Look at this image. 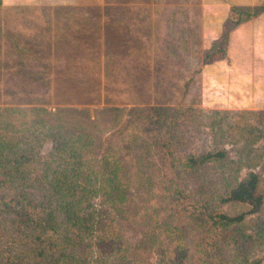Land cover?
<instances>
[{"label": "rangeland", "instance_id": "rangeland-1", "mask_svg": "<svg viewBox=\"0 0 264 264\" xmlns=\"http://www.w3.org/2000/svg\"><path fill=\"white\" fill-rule=\"evenodd\" d=\"M85 1L0 8V109L63 111V121L92 135L94 161L107 149L117 152L127 169L121 182L130 179L131 191L117 217L114 264L123 256L139 264H238L232 244L215 239L222 255L210 259L194 246L201 230L187 217L204 211L196 192L206 190L197 175L175 176L171 167L216 149L228 113L250 112L248 122L264 126V12L230 33L225 60L204 64L231 9L264 0H102L96 7ZM241 135L240 128L232 131L235 141ZM225 148L236 158L237 146ZM136 162H145L149 174L134 171ZM209 172L222 180L216 165ZM176 184L174 199L182 205L175 216L169 203ZM238 209L224 207L229 214ZM258 220L264 208L246 226ZM252 261L264 264V248Z\"/></svg>", "mask_w": 264, "mask_h": 264}, {"label": "trees", "instance_id": "trees-1", "mask_svg": "<svg viewBox=\"0 0 264 264\" xmlns=\"http://www.w3.org/2000/svg\"><path fill=\"white\" fill-rule=\"evenodd\" d=\"M263 12L264 3L233 7L221 37L206 52L204 64L225 60L230 33ZM62 113L37 107L0 109V264H114L119 255L117 217L131 191L130 179L121 182L127 169L114 148L94 161L90 157L94 154L92 135L63 121ZM251 115L228 113V130L216 149L180 158L171 167L175 176L197 175L206 190L203 195L196 192L204 211H191L187 219L192 228L201 230L194 246L209 259L212 253L222 255L223 246L214 250L219 246L215 239L234 245L238 264H255L252 253L264 248V220L246 226V219L258 217L264 208V177L259 172L264 173V126L251 125ZM46 117L57 118V122L52 124ZM239 128L241 139L235 141L232 131ZM46 143L51 144L47 153L43 150ZM226 144L238 147L236 158L229 155ZM142 163L136 162L134 171L149 174L150 168ZM212 164L222 175L220 182L209 172ZM140 184L144 189L149 185ZM174 192L169 204L176 216L182 205L174 199L178 184ZM227 205L238 207L237 213L226 212ZM121 261L139 264L124 256Z\"/></svg>", "mask_w": 264, "mask_h": 264}, {"label": "crops", "instance_id": "crops-1", "mask_svg": "<svg viewBox=\"0 0 264 264\" xmlns=\"http://www.w3.org/2000/svg\"><path fill=\"white\" fill-rule=\"evenodd\" d=\"M89 5L92 6H100L103 5L102 0H89ZM256 3H247L248 5H255L258 2L260 3L262 0H256ZM85 0H0V8L6 9V8H18V7H34V6H74V5H84L85 6ZM246 5V3H242ZM241 4V5H242ZM222 6V5H221ZM255 28V27H254ZM240 29H238L236 32H238ZM236 32L233 34L235 35Z\"/></svg>", "mask_w": 264, "mask_h": 264}]
</instances>
